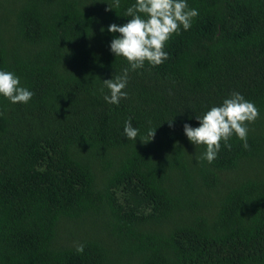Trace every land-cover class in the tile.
<instances>
[{"label":"trees","instance_id":"trees-1","mask_svg":"<svg viewBox=\"0 0 264 264\" xmlns=\"http://www.w3.org/2000/svg\"><path fill=\"white\" fill-rule=\"evenodd\" d=\"M133 2L0 0V68L35 93L0 96V264H264V0H188L168 59L109 104L128 62L107 26ZM233 91L259 109L248 147L197 161L184 123ZM129 118L154 139L124 137Z\"/></svg>","mask_w":264,"mask_h":264},{"label":"clouds","instance_id":"clouds-1","mask_svg":"<svg viewBox=\"0 0 264 264\" xmlns=\"http://www.w3.org/2000/svg\"><path fill=\"white\" fill-rule=\"evenodd\" d=\"M121 0H112L109 9L119 7ZM199 15L197 8L190 7L188 0H134L125 10L123 24L111 23L107 31L117 33L109 43L110 51L116 57L128 62L122 72L110 79H103L99 91L109 104H119L128 96L129 72L141 69L145 63L151 66L162 64L168 59L167 42L181 30L191 28L194 18ZM102 30H104L102 28ZM108 91L105 92L104 89ZM34 91L21 83L14 71L0 68V96L10 103L28 104ZM259 116L255 103L245 98L239 91H233L219 104L209 107L202 115H196L198 126L185 122L183 130L187 138L195 145H204L205 151L196 155V160L206 159L212 163L223 146L230 148V139L236 136L248 147L249 124ZM173 121H169L170 123ZM156 128L149 127L144 133L133 126L131 119L123 124L124 137L142 142L152 141ZM84 244L76 246V252L84 251Z\"/></svg>","mask_w":264,"mask_h":264}]
</instances>
